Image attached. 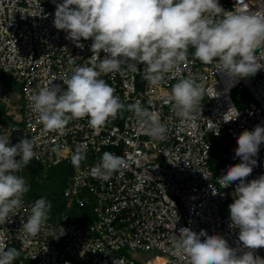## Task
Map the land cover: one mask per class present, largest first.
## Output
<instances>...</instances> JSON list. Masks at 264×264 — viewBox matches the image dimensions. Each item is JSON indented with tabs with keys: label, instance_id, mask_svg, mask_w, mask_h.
I'll list each match as a JSON object with an SVG mask.
<instances>
[{
	"label": "built area",
	"instance_id": "2783aa9c",
	"mask_svg": "<svg viewBox=\"0 0 264 264\" xmlns=\"http://www.w3.org/2000/svg\"><path fill=\"white\" fill-rule=\"evenodd\" d=\"M62 2L0 0V72L12 75L22 86L19 98L0 86V102L5 105L0 135H10L12 145L22 137L37 138L35 150L39 159L32 161L45 167L63 160L71 162L75 149L86 145L87 158L78 168L73 166L65 196L80 208L94 202V215L84 221L79 214L50 219L44 230L30 237L20 231L36 201L26 193L22 208L0 224V243L21 247L20 264H148L158 258H164V264H188L172 244L180 227H190L196 233L203 229L209 235L219 234L230 247L242 248L239 229L230 227L227 206L234 202L239 181L221 186L218 179L230 165L241 162L235 156L238 136L257 124L264 126V69L247 78L229 77L218 72L215 63L195 60V50L190 47L188 62L178 71L166 74L165 81L158 86L149 85L140 73L127 70L123 75L101 77L125 103L140 100L149 107L151 101V107L168 125L164 140H153L144 134L131 112H124L98 130L89 127L85 118L71 121L63 134L48 131L32 112L28 95L37 83L62 85L71 69L82 66L92 55L91 39L82 38L80 43L84 47L79 48L66 39L65 31L54 26L56 5ZM219 3L228 11L237 6L242 11L264 10V0ZM144 67L138 64L141 72ZM189 77L202 82L206 94L197 119L182 121L173 112L168 97L175 83ZM235 92L248 93L250 100L238 104ZM232 107L236 108L232 115L237 110L240 115L225 122ZM57 146L59 151H53ZM106 151L124 156L127 167L110 180L102 181L93 178L90 169ZM256 159L258 166L246 182L264 175V144ZM24 179L29 183L28 178ZM59 226L65 234L55 239ZM135 251H144L150 257L140 260ZM255 254L264 258V247L255 250Z\"/></svg>",
	"mask_w": 264,
	"mask_h": 264
},
{
	"label": "clouds",
	"instance_id": "9594fccd",
	"mask_svg": "<svg viewBox=\"0 0 264 264\" xmlns=\"http://www.w3.org/2000/svg\"><path fill=\"white\" fill-rule=\"evenodd\" d=\"M54 26L65 31L66 39L79 48L84 47L82 38L93 41L92 55L82 66L72 68L62 85L37 83L28 95L29 106L44 129L61 134L73 120L87 118L89 127L98 130L124 112H131L144 134L157 141L166 138L168 125L151 107V101L149 107L140 100L125 103L102 75H123L127 70L140 73L149 85L158 86L166 74L188 62L190 47L195 50V60L215 63L218 72L229 77L247 78L264 69V10L242 11L237 6L228 11L219 0H63L56 5ZM138 64L145 66L142 72ZM205 94L202 82L182 78L172 86L168 100L178 118L193 121ZM234 109H229L225 122L240 115L237 110L233 116ZM237 144L235 156L241 162L230 165L218 182L226 186L239 181L229 211L230 227L239 229L242 248L230 247L219 234L180 227L172 244L188 264H264V258L255 254L264 247V175L246 182L258 166L256 157L264 144V126L257 124L253 130H244ZM36 147L35 137H22L12 145L10 135H0V224L23 206L29 185L17 173L39 159ZM53 151H59V146ZM86 158L87 147L81 145L71 162L78 168ZM126 167L124 156L106 151L90 169V175L108 181ZM51 209L46 197L37 199L20 231L37 236L46 228ZM64 234L59 226L55 239ZM20 255V250L0 243V264H14Z\"/></svg>",
	"mask_w": 264,
	"mask_h": 264
},
{
	"label": "rangeland",
	"instance_id": "374dc122",
	"mask_svg": "<svg viewBox=\"0 0 264 264\" xmlns=\"http://www.w3.org/2000/svg\"><path fill=\"white\" fill-rule=\"evenodd\" d=\"M0 86H2L3 89L7 90L13 97L15 95H17L18 98L19 96L22 97V86L15 80L12 75L0 72ZM246 95L247 93L240 94L238 95V98L244 100V96ZM235 100L237 99L235 98ZM17 102H21V100L18 99ZM219 146L220 144L218 145V147ZM72 171L73 164L72 162H68L67 160H63L57 165L49 164L46 167L41 163H34L33 161H31L30 164L26 166L24 170L19 171L17 175L29 179V191L27 192V195L29 197L34 199L35 197L38 199L41 197H46L48 200H53L55 202L58 201L62 204L63 209L67 214H71L72 216L79 214L80 219L84 221L94 215L93 209L95 207V203L93 202L91 204H87L84 208H80L74 201H70V199L65 196V189L70 187L68 175L71 174ZM229 205L230 204H228L227 206ZM54 210L55 208L54 206H52L51 213L53 215H50V219L56 220V212L54 213ZM9 247H14L20 250L21 255L14 262V264H20L21 260H23V252L21 247L15 245L14 243L10 244ZM134 254H136L137 258L143 261L150 257V255L147 257V254L144 253V251H135Z\"/></svg>",
	"mask_w": 264,
	"mask_h": 264
},
{
	"label": "trees",
	"instance_id": "16d2710c",
	"mask_svg": "<svg viewBox=\"0 0 264 264\" xmlns=\"http://www.w3.org/2000/svg\"><path fill=\"white\" fill-rule=\"evenodd\" d=\"M241 94H244V93H241ZM238 95H240V93H237V92L234 93V97L237 99L236 101L238 102V104L239 103L241 104V102L243 100L238 98ZM248 96L250 97V95L247 93V95L244 96V100H250V98ZM245 98H247V99H245ZM4 114H5V107H4V104L0 102V120L2 119ZM215 149H217V147ZM35 199L37 200L38 198L35 197ZM50 201L52 203V206H54V208H55L54 213L56 212V220L62 219L67 214L66 211H64L62 204L58 201H56V202L53 200H50ZM50 215L52 216L53 214L51 213ZM51 220H53V219H51ZM56 220H54V221H56Z\"/></svg>",
	"mask_w": 264,
	"mask_h": 264
},
{
	"label": "bare ground",
	"instance_id": "6f19581e",
	"mask_svg": "<svg viewBox=\"0 0 264 264\" xmlns=\"http://www.w3.org/2000/svg\"><path fill=\"white\" fill-rule=\"evenodd\" d=\"M165 259L164 258H158V259H151L148 264H164Z\"/></svg>",
	"mask_w": 264,
	"mask_h": 264
}]
</instances>
